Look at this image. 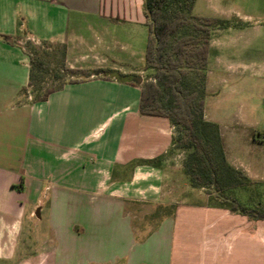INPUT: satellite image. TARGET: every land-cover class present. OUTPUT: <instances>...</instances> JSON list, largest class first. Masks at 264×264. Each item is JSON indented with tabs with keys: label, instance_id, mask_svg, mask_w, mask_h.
Instances as JSON below:
<instances>
[{
	"label": "crops",
	"instance_id": "crops-1",
	"mask_svg": "<svg viewBox=\"0 0 264 264\" xmlns=\"http://www.w3.org/2000/svg\"><path fill=\"white\" fill-rule=\"evenodd\" d=\"M192 13L239 23L210 35L204 118L262 199L264 117L246 112L255 100L264 106V0H195ZM145 21L144 0H0L1 258L14 253L20 220L44 199L64 264H264V219L210 205L200 190L199 202H187L181 153H169L172 125L141 114L140 85L116 78L143 71L108 56V42L147 32ZM26 41L62 48L66 67L112 72L34 101ZM230 98L245 112L219 104ZM142 204L170 211L143 230L133 223V207ZM53 249L39 251L40 264L57 255Z\"/></svg>",
	"mask_w": 264,
	"mask_h": 264
},
{
	"label": "trees",
	"instance_id": "trees-1",
	"mask_svg": "<svg viewBox=\"0 0 264 264\" xmlns=\"http://www.w3.org/2000/svg\"><path fill=\"white\" fill-rule=\"evenodd\" d=\"M194 1L144 0L147 26L144 68L151 74L139 84V112L169 120L173 127L169 153L172 150L188 151L182 162L184 173L193 188H201L207 193L208 204L229 209L251 220H262L264 200L260 199L256 182L225 159L217 125L204 118L210 35L215 28L227 27L232 21L194 15ZM49 46L48 43L35 45L31 41L24 44L29 62L27 86L34 87L36 91L34 101L45 100L66 82H78L90 76H108L112 72L108 69L87 71L66 67L63 49L41 50L49 49ZM52 62L55 69L49 67ZM52 70L64 81L40 91L38 83ZM60 71L63 75H59ZM127 76L117 73L116 78L125 81ZM127 81L136 84L133 80ZM160 158L148 160V163L156 164ZM238 189L248 193L246 203L235 196ZM158 208H161L160 216L170 211L166 210L167 207Z\"/></svg>",
	"mask_w": 264,
	"mask_h": 264
},
{
	"label": "rangeland",
	"instance_id": "rangeland-1",
	"mask_svg": "<svg viewBox=\"0 0 264 264\" xmlns=\"http://www.w3.org/2000/svg\"><path fill=\"white\" fill-rule=\"evenodd\" d=\"M234 26H237L239 23H235L234 21L231 22ZM146 40H147V32H144L142 34H135V37H127V36H121L117 39H113L108 42L107 49L104 50L108 56L112 57L115 61L119 62L118 64H121L124 67H130V68H136L138 70H142L143 72L135 73L133 75H137L142 78V81L147 79L151 71L146 70L144 68V52H145V46H146ZM42 51H54L55 48H42ZM60 51L57 49V56H59ZM102 66V64L100 65ZM50 68H54L55 64L52 62L49 66ZM55 69V68H54ZM83 70L91 71L93 69H106V68H80ZM59 75H63V72L60 71ZM79 77H83V75H78ZM99 76V75H97ZM65 79L69 78L68 76H64ZM64 78L61 76H58L55 72L50 71L46 73L38 83L37 86L40 87V91H43L44 89L52 86V85H58L61 82H63ZM29 92L32 95V97L35 96L36 91H34V87H29ZM247 96L239 97L240 100L243 102L247 100ZM235 100V98H234ZM214 103V100H212ZM227 103H230V108H233L235 111L237 110V113H243L245 112V106L242 105V108H238V100L235 104L233 102V98H230L229 101L222 100L220 101L221 106L228 105ZM250 119H258L264 117V106H263V99L261 100H255L252 110L246 112ZM181 153V161L183 162L186 158V155L188 151L186 150H172L170 152V156L175 153ZM182 166V173L183 176H181L178 179V181L184 185L183 189L188 191V189L192 188V192H188L186 194L187 202L189 203H195L199 202L203 195L199 192L200 190L202 193L206 194L205 191L201 188H193L187 176L184 173L183 165ZM237 191V190H236ZM235 191V196H238L239 191ZM261 200H264V193L261 197ZM240 201V198H238ZM40 209H34V212L36 211V214H34L31 218L25 215L19 222L20 226V234L19 237L15 239L14 245L12 250L14 253L10 255L9 257H0V264H40L39 262V251L45 252L46 250H55L57 253L56 256L51 257L47 259L45 264H64V257H63V250H64V243L62 240H54L50 241L51 235H53V228L54 224L50 223L48 220V217L46 215L47 208L45 209V206L47 202L44 199H41ZM243 203H246V201H243ZM133 212L135 213V217H133V223L137 227L143 228H149L150 226H156V222L160 218V211L161 208L158 207H151L145 204L137 205L133 207ZM166 210H170V206L166 208ZM53 229V230H52ZM58 230V229H57ZM144 230V229H143ZM36 234L39 236V240H34L30 237V240H24L25 235H32ZM26 242L27 245L25 247L23 246V243ZM43 246V247H42ZM42 248V249H41Z\"/></svg>",
	"mask_w": 264,
	"mask_h": 264
},
{
	"label": "water",
	"instance_id": "water-1",
	"mask_svg": "<svg viewBox=\"0 0 264 264\" xmlns=\"http://www.w3.org/2000/svg\"><path fill=\"white\" fill-rule=\"evenodd\" d=\"M125 80H133L136 84H141L142 82V78L137 75H128Z\"/></svg>",
	"mask_w": 264,
	"mask_h": 264
}]
</instances>
